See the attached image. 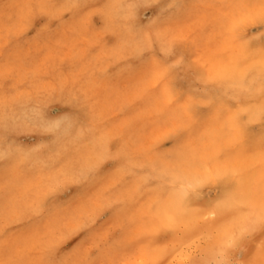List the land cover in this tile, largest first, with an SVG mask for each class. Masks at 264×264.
Listing matches in <instances>:
<instances>
[{"label": "rangeland", "instance_id": "1", "mask_svg": "<svg viewBox=\"0 0 264 264\" xmlns=\"http://www.w3.org/2000/svg\"><path fill=\"white\" fill-rule=\"evenodd\" d=\"M252 2L0 0V246L15 243L29 261L51 253L53 259L71 264L83 255H98L96 248L118 224L104 206L120 203L127 216H136V231L148 235L144 244L158 250L162 263L169 247L158 231V220L146 208L177 174L195 175L197 169L189 167L194 158L215 169H237L240 184L231 199L250 205L264 181V162L248 150L249 143L264 135V25L242 9L221 5ZM149 34L165 38L145 41ZM187 62L207 64L212 71L227 67L230 78L206 87L199 74L189 73ZM173 89L184 96L182 103L192 105V130L179 139L182 125L159 120L151 110L152 104L166 102ZM15 108L35 115V128L48 134L34 130L28 117L24 127L15 126ZM101 161L107 176L100 190L107 189V194L59 230L34 234L24 204H33L62 183L69 186L59 197L74 195L71 181ZM55 172L60 176L52 177ZM175 195L168 192L164 199L171 202ZM198 205L194 198L188 215L173 231L175 239L201 221L193 211ZM85 217L93 232L78 247L85 241ZM203 245L202 241L189 246L186 256L214 264L204 259Z\"/></svg>", "mask_w": 264, "mask_h": 264}, {"label": "snow or ice", "instance_id": "2", "mask_svg": "<svg viewBox=\"0 0 264 264\" xmlns=\"http://www.w3.org/2000/svg\"><path fill=\"white\" fill-rule=\"evenodd\" d=\"M36 7H43V5ZM221 7L242 9L254 17L257 22L264 25V0H255V2L247 4L226 3ZM164 38L151 34L144 37L145 41L153 43ZM187 67L190 74H199L205 82V86L209 88L216 84H222L230 78V69L227 67H220L212 71L208 69L207 64L199 66L191 62H187ZM261 73L264 76V64L261 66ZM162 75L166 79V73ZM167 95L166 102L151 105L152 114L159 120L179 122L182 125L177 129V139H179L192 130L190 124L192 105L182 103L184 96L178 94L175 89L169 91ZM235 142L238 144L239 140L237 139ZM248 150L258 153L261 161L264 162V135L259 141L249 143ZM217 158H223V155ZM189 167L197 169L195 175L177 174L174 183L163 185L161 197L146 208V212L154 214L158 220V231L163 235L174 231L184 220L190 211V205L194 198L197 202L204 204L206 209L211 210L214 219L222 217L227 209L232 206L231 194L236 191L240 184V172L237 169L230 167H225L222 170L215 169L203 160L195 158L189 161ZM106 176L107 173L103 161H101L93 168L82 169L78 177L71 181L76 186L74 195L66 199L59 197L58 194L66 192L69 186L65 184L54 192L38 197L27 208V212L30 214L29 222L35 225L33 233L59 230L70 218L77 219L84 216L98 196L107 194V189L100 190ZM171 191L176 193L175 198L171 202H167L164 196ZM250 209L239 238L233 237L222 248L214 264H264V241L261 242L254 254L247 243L256 232L264 237V181L261 183L258 197L250 203ZM5 210H7V206ZM109 210L115 214L112 219L118 221L116 230H110L108 240L103 241L96 248L98 255L91 253L83 255L82 253L83 258L75 260L71 264H161L157 250L152 244H144L148 235L136 231V216H127L125 214L126 208H121L120 203L105 205L103 211ZM203 218L208 219L206 216ZM85 219L86 223L82 226L85 241H82L78 247H82L83 243L91 239L93 232V229L88 226L87 217ZM125 237L130 238L125 239ZM0 264H63V262L53 259L51 253L41 260L29 261L15 243L5 241L0 246ZM183 264H208V262L199 256L189 255L183 258Z\"/></svg>", "mask_w": 264, "mask_h": 264}, {"label": "bare ground", "instance_id": "3", "mask_svg": "<svg viewBox=\"0 0 264 264\" xmlns=\"http://www.w3.org/2000/svg\"><path fill=\"white\" fill-rule=\"evenodd\" d=\"M150 3V2H149ZM70 4V3H69ZM117 5V4H116ZM112 8V7H111ZM114 9H117V8H114ZM112 11H115V10H113V9H111ZM111 11V12H112ZM117 11V10H116ZM111 15V14H110ZM113 15H114V12H113ZM112 15V16H113ZM179 19V18H178ZM178 19H177V21H178ZM147 26V25H146ZM129 31V30H128ZM139 31V30H138ZM141 32V31H140ZM130 33H132V32H130ZM179 40V39H178ZM177 40V41H178ZM165 45V44H164ZM116 52H118V51H116ZM246 53V52H245ZM248 54H249V52H247ZM246 53V54H247ZM133 55V54H132ZM247 56V55H246ZM119 60V59H118ZM108 65V64H107ZM248 68V67H247ZM85 70V69H84ZM82 72V71H81ZM119 73V72H118ZM122 73H123V71H122ZM169 75V74H168ZM128 78H129V75H128ZM166 81V80H165ZM167 82V81H166ZM168 83H170V82H168ZM173 83V82H172ZM92 84H94V83H92ZM188 84H190V83H188ZM95 85V84H94ZM72 90V89H71ZM76 91H77V89H76ZM71 92V91H70ZM72 92H73V90H72ZM74 93V92H73ZM78 95H80L78 92H76ZM72 95V94H71ZM86 95V94H85ZM49 96V95H48ZM73 97H74V95H72ZM50 97H52V96H50ZM76 97V96H75ZM82 97H86V96H82ZM81 97V101H82V98ZM49 98H47V100H48ZM73 99V98H72ZM86 99V98H85ZM75 100H76V98H75ZM77 100H78V98H77ZM46 101V100H45ZM53 101V100H52ZM80 101V102H81ZM79 102V101H78ZM80 102H79V104H80ZM45 103V102H44ZM82 103H84V102H82ZM47 103H45V105H46ZM49 104H51V102H49ZM62 104V103H61ZM64 104V103H63ZM39 105V104H38ZM74 105H76V104H74ZM82 105V104H81ZM77 106V105H76ZM229 107H230V105H228ZM36 108V107H35ZM42 108V107H41ZM77 108V107H76ZM80 108V107H79ZM33 109H34V107H33ZM32 109V110H33ZM43 109V108H42ZM81 109V108H80ZM79 109V110H80ZM82 109H84V108H82ZM88 110H90V109H88ZM22 110L21 109H19V108H15V117L17 118V119H19L15 124V126H17L18 128H22V127H24L25 126V118L26 117H28V120L30 121V122H33L32 123V126L31 127H33L34 126V130H36L37 132H44L45 134H48V132H45V131H47V130H45V131H40V130H37V128H35L36 127V125L38 124H36V116L34 115L33 117L31 116V114L30 113H28V112H21ZM35 111V110H34ZM65 111H67V110H65ZM85 111V110H84ZM36 112V111H35ZM35 112H33L32 111V114L33 113H35ZM72 113H74V112H72ZM76 113V112H75ZM74 113V114H75ZM77 113H78V111H77ZM43 114V113H42ZM67 114V113H66ZM71 114V113H70ZM79 114V113H78ZM87 114H88V112H87ZM86 114V115H87ZM90 114V113H89ZM37 115V114H36ZM236 115V114H235ZM235 115H233V116H235ZM39 116V115H38ZM44 116V115H43ZM46 116V115H45ZM68 116V115H67ZM71 116H73V118H74V115H71ZM75 116H79V115H75ZM85 115H83V117H84ZM232 116V117H233ZM32 117V118H31ZM61 117H63V116H61ZM60 117V118H61ZM69 117H70V115H69ZM235 117H237V115L235 116ZM87 117H85V119H86ZM48 119V118H47ZM65 119H67L66 118V115H65ZM39 120V119H38ZM55 120V119H54ZM63 120H64V117H63ZM68 120V119H67ZM66 120V121H67ZM70 120V119H69ZM72 120V119H71ZM71 120L69 121V123L71 122ZM80 120H81V118H80ZM237 120V119H236ZM36 121V122H35ZM61 121V120H60ZM75 121V120H74ZM82 121V120H81ZM232 121H235L234 120V118L232 119ZM231 121V123H233ZM41 122V121H40ZM46 122V121H45ZM62 122H64L65 123V121H62ZM84 122V121H83ZM46 123H48V121L46 122ZM51 123V122H50ZM52 123H54V122H52ZM72 123V122H71ZM75 123V122H74ZM73 123V124H74ZM77 123V122H76ZM75 123V124H76ZM10 124V123H9ZM45 124V123H44ZM59 124H60V122H59ZM59 124H58V126H59ZM72 124V125H73ZM79 123H77V125H78ZM84 124V123H83ZM234 125L236 124V123H233ZM11 125V124H10ZM29 125V124H28ZM68 125V124H67ZM102 125V124H101ZM84 126V125H83ZM86 126H87V124H86ZM43 127H44V125H43ZM52 127V126H51ZM53 127H54V125H53ZM52 127V129H54V128H56L57 127V125L53 128ZM68 127V126H67ZM70 127H72L71 125L69 126V128ZM77 127V126H76ZM78 127H80V126H78ZM77 127V128H78ZM234 127V126H233ZM235 127H236V125H235ZM234 127V128H235ZM41 128V127H40ZM45 129H46V126L44 127ZM73 128H74V126H73ZM86 128V127H85ZM237 128V127H236ZM235 128V129H236ZM51 129V130H52ZM60 129V128H59ZM80 129V128H79ZM90 129V128H89ZM50 130V131H51ZM69 130H72V129H69ZM49 131V132H50ZM55 131H56V129H55ZM59 131V130H58ZM58 131H57V133H58ZM77 131V130H76ZM83 131V130H82ZM52 132V131H51ZM67 132H69V131H67ZM44 133H42V134H44ZM55 133V132H54ZM163 133V132H162ZM59 134H60V131H59ZM68 135V133H65V135ZM69 134H70V132H69ZM77 134H81V133H78L77 132ZM86 134V133H85ZM66 135V136H67ZM78 135V136H79ZM83 135H84V133H83ZM72 136H74V135H72ZM71 136V137H72ZM58 137H60V136H58ZM57 137V138H58ZM75 137V136H74ZM74 137H73V140H74ZM79 137H81V135L79 136ZM52 138H56V137H54V135H53V137ZM62 138V137H61ZM60 138V139H61ZM65 138V137H64ZM68 138H70L69 136H68ZM83 138V137H82ZM85 138V137H84ZM83 138V139H84ZM80 139V138H79ZM59 140V139H58ZM61 140H63V139H61ZM60 140V141H61ZM64 140H66V138L64 139ZM67 140H70V139H67ZM240 140V139H239ZM242 140V139H241ZM46 141V140H45ZM45 141H44V143H45ZM51 141V140H50ZM55 141V140H54ZM79 142H80V140H78ZM62 142V141H61ZM65 142V141H64ZM82 142V141H81ZM43 143V142H42ZM42 143H40V144H42ZM43 143V144H44ZM57 143H58V141H57ZM63 143V142H62ZM75 143H77V141L75 142ZM40 144H38V145H40ZM42 144V145H43ZM72 144V143H71ZM70 144V145H71ZM55 145V144H54ZM63 146H64V144H63ZM68 146V145H67ZM73 146V145H72ZM76 146V145H75ZM75 146H73V147H75ZM78 146H79V144H78ZM39 147V146H38ZM60 147V146H59ZM127 147V146H126ZM61 149V148H60ZM63 149V148H62ZM61 149V150H62ZM71 149V148H70ZM69 149V150H70ZM77 149V148H76ZM126 149V148H125ZM65 150V149H64ZM75 150V149H74ZM63 151V150H62ZM76 151V150H75ZM78 151V150H77ZM61 152V151H60ZM71 152H73V149H72V151ZM57 153H58V150H57ZM60 154V153H59ZM63 155L64 154H66V153H62ZM69 154V153H68ZM67 154V155H68ZM71 154H74V153H71ZM60 156V155H59ZM73 156V155H72ZM65 155H64V159H65ZM68 157V156H67ZM66 157V158H67ZM58 159V158H57ZM67 159H69V157L67 158ZM72 159V157L70 158V160ZM56 161V160H55ZM66 161H68V160H66ZM69 162V161H68ZM62 164H66V163H62ZM67 165V164H66ZM65 165V167L67 168V167H69V165L68 166H66ZM65 167H64V169H65ZM62 168V167H61ZM57 170H58V167L56 168ZM63 169V170H64ZM71 169V168H70ZM69 170V169H68ZM67 170V171H68ZM72 170V169H71ZM81 170V169H80ZM55 171V170H54ZM59 171H60V168H59ZM67 171H65V174L67 173ZM70 171V170H69ZM116 172V171H115ZM57 172H55V174H56ZM72 173H73V171H72ZM71 173V174H72ZM262 173H263V171H262ZM54 174V173H53ZM57 174H59V172L57 173ZM56 174V175H57ZM52 176V177H59L58 175L57 176ZM69 175V174H68ZM74 175V174H73ZM258 175V174H257ZM61 176H63V174L61 175ZM75 176V175H74ZM256 177V176H255ZM65 178H66V175H65V177L63 178L64 180H65ZM68 178V177H67ZM70 178V177H69ZM58 179V178H57ZM73 179V178H72ZM67 180V179H66ZM65 180V181H66ZM157 180V179H156ZM158 180H160V179H158ZM49 181H52V180H49ZM63 181V180H62ZM165 181V180H164ZM164 181H163V183H164ZM56 182V181H55ZM67 182V181H66ZM65 182V183H66ZM166 182V181H165ZM60 183V182H59ZM162 183V184H163ZM51 184H53V183H51L50 182V185ZM58 184V183H57ZM56 184V185H57ZM61 184V183H60ZM63 184V183H62ZM62 184H61V187H62ZM161 184V185H162ZM168 184H169V182H168ZM171 184H173V183H171ZM48 185V184H47ZM170 185V184H169ZM243 185V184H242ZM58 186H59V184H58ZM56 190H57V188H55ZM54 189V190H55ZM47 190V189H46ZM53 190V191H54ZM36 191V190H35ZM38 191V190H37ZM52 191V190H51ZM52 191V192H53ZM63 194V193H62ZM65 195V194H64ZM69 195V194H68ZM250 196V195H249ZM66 197H68V196H66ZM255 197H256V195H255ZM252 198V197H251ZM255 199V198H254ZM254 199H252V200H254ZM250 202V199L248 200V201H246V203H249ZM252 202V201H251ZM29 204V203H28ZM28 204H24V205H26L27 207L29 206ZM20 206V205H19ZM25 206V207H26ZM26 207V208H27ZM16 208V207H15ZM19 209V208H18ZM19 210H21V209H19ZM26 210V209H25ZM195 213L194 214H196V215H199V217L201 218V221L199 222V223H197V224H195V225H193L192 226V228L190 229V230H188V231H186V232H183L182 233V236H181V238H179V239H175V237H174V232L173 231H170L167 235H164V240H165V243H166V245L169 247L168 248V253L166 254V256L164 257V259H163V261H162V263L161 264H182L183 263V258H185V256H186V253H187V248L189 247V246H192L193 244H195L196 242H201L202 243V241H203V243H204V245H203V249L202 250H204V259H207V258H209V259H212V260H215L216 261V259L218 258V254L221 252V250H222V248L225 246V245H227L232 239H233V237H235V238H239V236H240V231H241V229L245 226V222H246V218H247V216H248V214H249V212L251 211V209H250V205H247V204H245V203H236L234 200H232V206L230 207V208H228L227 209V211L223 214V216L222 217H219V218H213L212 217V215H211V210L210 209H206V207H205V205L204 204H202V203H199V205L197 206V207H195L194 208V210H193ZM192 215V214H191ZM208 217V219L207 220H205L203 217ZM200 218H198V220L200 219ZM85 219V218H84ZM181 226V225H180ZM235 226V227H234ZM106 229V228H105ZM75 231V230H74ZM262 241H264V237H262L260 234H259V232H256L255 234H253L251 237H250V239L247 241V243H248V245L251 247V249H252V252H253V254L255 253V251L260 247V244H261V242ZM172 243L171 244V246H169L168 245V243ZM57 245V244H56ZM160 245V244H159ZM158 245V246H159ZM53 247V246H52ZM155 247H157V246H155ZM173 249H175V251H173ZM201 250V251H202ZM158 251V250H157ZM169 253H171V254H169ZM46 254V253H45ZM189 254V253H188ZM187 256H189V255H187ZM186 256V257H187ZM208 259V260H209ZM214 261V262H215ZM213 263V262H212ZM209 264V263H208Z\"/></svg>", "mask_w": 264, "mask_h": 264}]
</instances>
